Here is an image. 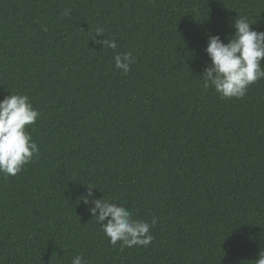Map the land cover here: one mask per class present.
I'll return each mask as SVG.
<instances>
[{"label": "trees", "instance_id": "obj_1", "mask_svg": "<svg viewBox=\"0 0 264 264\" xmlns=\"http://www.w3.org/2000/svg\"><path fill=\"white\" fill-rule=\"evenodd\" d=\"M241 16L264 32V0H0V99L26 95L40 113L27 126L38 154L0 175V264H254L264 79L224 99L200 76L207 33L226 43ZM98 26L135 56L127 75L89 39ZM86 185L155 218L152 242L110 245Z\"/></svg>", "mask_w": 264, "mask_h": 264}, {"label": "clouds", "instance_id": "obj_2", "mask_svg": "<svg viewBox=\"0 0 264 264\" xmlns=\"http://www.w3.org/2000/svg\"><path fill=\"white\" fill-rule=\"evenodd\" d=\"M70 8H65L61 18L69 17ZM256 23V22H255ZM246 16L235 17L231 24L234 32L223 42L219 35L207 33L205 53L210 63L204 68V89L212 88L221 98H242L248 88L257 81L264 79V32H258ZM47 31V28L43 29ZM105 29L98 26L95 35L89 37L94 44L102 49H110L114 67L127 75L135 63V56L128 52H116L117 43L114 39L104 36ZM97 36H103L97 40ZM40 113L23 94L9 93L0 99V175L15 176L23 166L30 163L34 155L38 154V145L27 126L34 125ZM86 185V191L81 194L82 202L96 225L108 239L112 246L118 243L121 247H147L153 240L150 229L155 225L136 219L122 202H113L111 197H96L93 189ZM71 264H85L81 255H74ZM254 264H264V249H261Z\"/></svg>", "mask_w": 264, "mask_h": 264}]
</instances>
